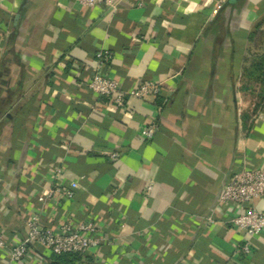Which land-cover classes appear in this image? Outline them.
<instances>
[{"label":"crops","instance_id":"1","mask_svg":"<svg viewBox=\"0 0 264 264\" xmlns=\"http://www.w3.org/2000/svg\"><path fill=\"white\" fill-rule=\"evenodd\" d=\"M263 21L264 0H0L6 243L35 216L95 224L100 242L76 264H264V233L234 228L219 201L233 172L264 167V95L242 82ZM99 50L123 91L152 81L158 93L118 108L90 91ZM254 205L264 212V197ZM51 258L36 243L21 262L0 249V264Z\"/></svg>","mask_w":264,"mask_h":264},{"label":"built area","instance_id":"2","mask_svg":"<svg viewBox=\"0 0 264 264\" xmlns=\"http://www.w3.org/2000/svg\"><path fill=\"white\" fill-rule=\"evenodd\" d=\"M85 7H92L97 4L115 6L117 0H79ZM219 9V3L213 7V13ZM111 54L107 50H99L96 53L97 64L86 81V87L98 96L105 98L109 103L118 108L124 106L125 95L132 98L143 99L159 91L158 83L148 81L138 84L127 91L121 89L120 84L114 78L109 77L103 71ZM143 134L151 138L153 127L149 125L144 128ZM118 154H109L114 159ZM60 172V168L55 170ZM153 184L146 185V191L152 190ZM62 194L65 198L72 197V192L62 190L60 186L54 187L49 192ZM264 197V167H241L233 172L224 183L219 201L228 208V220L237 230L243 231L247 237L264 233V212L258 210L254 202ZM43 200V197H39ZM209 222H212L210 219ZM100 242L97 229L92 221L60 222L56 227L41 225L38 218L33 216L27 222V228L23 237L12 244H7L0 230V249H7L11 261L21 262L26 254L28 245L39 244L50 250L52 254L64 253L86 254L91 248L96 247ZM240 251L248 254L251 248L247 241L240 245Z\"/></svg>","mask_w":264,"mask_h":264},{"label":"rangeland","instance_id":"3","mask_svg":"<svg viewBox=\"0 0 264 264\" xmlns=\"http://www.w3.org/2000/svg\"><path fill=\"white\" fill-rule=\"evenodd\" d=\"M248 63L245 67V70L242 74V82L243 84L257 85L260 88L264 86L259 82H255L254 79L248 77V72L252 70V64L259 61L260 57L264 58V21L258 24L254 28V39L253 44L250 47L249 55H248ZM259 84V85H258ZM255 91V90H254ZM252 95V94H251Z\"/></svg>","mask_w":264,"mask_h":264},{"label":"trees","instance_id":"4","mask_svg":"<svg viewBox=\"0 0 264 264\" xmlns=\"http://www.w3.org/2000/svg\"><path fill=\"white\" fill-rule=\"evenodd\" d=\"M248 77H252L257 83L264 84V58L260 57L258 62L252 64V70L248 72ZM260 98L264 95V86L259 89ZM82 255L77 253H64L60 255L52 254L50 264H76Z\"/></svg>","mask_w":264,"mask_h":264}]
</instances>
